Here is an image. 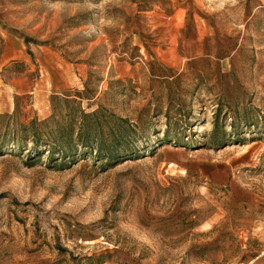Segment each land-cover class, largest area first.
<instances>
[{"label": "rangeland", "instance_id": "1", "mask_svg": "<svg viewBox=\"0 0 264 264\" xmlns=\"http://www.w3.org/2000/svg\"><path fill=\"white\" fill-rule=\"evenodd\" d=\"M0 264H264V0H0Z\"/></svg>", "mask_w": 264, "mask_h": 264}]
</instances>
